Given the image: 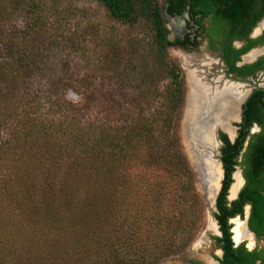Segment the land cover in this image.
I'll list each match as a JSON object with an SVG mask.
<instances>
[{
	"label": "trees",
	"instance_id": "obj_1",
	"mask_svg": "<svg viewBox=\"0 0 264 264\" xmlns=\"http://www.w3.org/2000/svg\"><path fill=\"white\" fill-rule=\"evenodd\" d=\"M134 30L104 37L101 89L66 99L63 78L36 85L46 22L33 0H0V264H158L204 226V204L180 150L185 78L170 56L158 0H98ZM25 26L14 29L16 16ZM83 95H85L83 93ZM227 170L218 199L225 264L233 248Z\"/></svg>",
	"mask_w": 264,
	"mask_h": 264
},
{
	"label": "flooded vegetation",
	"instance_id": "obj_2",
	"mask_svg": "<svg viewBox=\"0 0 264 264\" xmlns=\"http://www.w3.org/2000/svg\"><path fill=\"white\" fill-rule=\"evenodd\" d=\"M164 16L169 48L194 52L196 78L206 95H217L212 103L206 97L205 108L233 107L213 129L211 156L222 169L213 249L185 255L176 264H225L217 216L227 170L231 183L225 201L235 211L227 219L233 248L264 255V0H164Z\"/></svg>",
	"mask_w": 264,
	"mask_h": 264
},
{
	"label": "rangeland",
	"instance_id": "obj_3",
	"mask_svg": "<svg viewBox=\"0 0 264 264\" xmlns=\"http://www.w3.org/2000/svg\"><path fill=\"white\" fill-rule=\"evenodd\" d=\"M33 1L42 5L46 28L39 42L42 56L39 57L38 66L43 67V72L37 69L33 74L32 81L36 82L37 85L41 82H48L50 79L63 78L70 84V88L66 92V99L74 103L82 102L86 94H91V92H96L97 96L100 94L102 79L96 70V66L105 36L118 32L126 37L130 32L142 37L147 34L145 28L138 27L130 31L129 28L113 20L105 6L98 0ZM158 2L162 9L164 22L168 27L169 23L164 16V0H158ZM25 23L23 15H18L11 26L14 29L23 28ZM171 37L174 35L171 34ZM169 54L179 64L185 78V99L179 121V145L193 171L195 186L204 204L205 214L202 231L185 252L158 264H176L185 255H192V253L201 250H212L213 241L211 237L215 230L208 226L210 225V218L215 224L216 214L214 205L209 207L207 203L209 199L206 198L205 193L206 159L211 153H208L206 148L192 139L184 125L185 109L190 90L188 79L191 73L196 76L197 72L196 54L194 52L183 53L178 48H169ZM210 159L217 163L216 155L212 154ZM198 240L204 242L200 249L196 247Z\"/></svg>",
	"mask_w": 264,
	"mask_h": 264
},
{
	"label": "bare ground",
	"instance_id": "obj_4",
	"mask_svg": "<svg viewBox=\"0 0 264 264\" xmlns=\"http://www.w3.org/2000/svg\"><path fill=\"white\" fill-rule=\"evenodd\" d=\"M189 83V94L187 106L185 109V119L184 125L187 129L188 133L192 135L194 139H196L201 145L208 147L209 149H214L215 141L213 137V129L217 123L221 122V119L230 116L233 112V107L225 104L221 105L218 109H212L211 106H204V100L208 97L210 103L211 101L217 98V95H206L203 89V85L201 81L196 78V76L191 73L188 79ZM213 122V123H211ZM211 154H208V158L206 159L207 164V182L205 185L206 195L208 200V205H214L215 192L220 187V181L222 178V169L220 164L215 163L210 159ZM203 159V158H202ZM234 186L233 192H235ZM211 228L215 226L212 222V218H210Z\"/></svg>",
	"mask_w": 264,
	"mask_h": 264
},
{
	"label": "water",
	"instance_id": "obj_5",
	"mask_svg": "<svg viewBox=\"0 0 264 264\" xmlns=\"http://www.w3.org/2000/svg\"><path fill=\"white\" fill-rule=\"evenodd\" d=\"M190 136L192 137L191 134H190ZM192 139L195 140V141H197V140L194 139L193 137H192ZM197 142H198V141H197ZM198 143H199V142H198ZM199 144H200V143H199ZM200 145H201V144H200ZM201 146L204 147V148H206V149L208 150V153H212L213 150H211V149H209L208 147H205V146H203V145H201ZM208 227L211 228L210 226H208ZM209 228H208V229H209ZM211 229L215 230L214 228H211ZM200 240H201V239H200ZM200 240L197 241V243H196V247H197V245L200 244V242H201Z\"/></svg>",
	"mask_w": 264,
	"mask_h": 264
}]
</instances>
